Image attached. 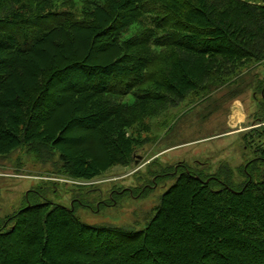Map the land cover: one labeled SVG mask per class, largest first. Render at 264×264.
I'll list each match as a JSON object with an SVG mask.
<instances>
[{
  "label": "trees",
  "instance_id": "obj_1",
  "mask_svg": "<svg viewBox=\"0 0 264 264\" xmlns=\"http://www.w3.org/2000/svg\"><path fill=\"white\" fill-rule=\"evenodd\" d=\"M253 62L264 0H0V156L56 152L81 180L129 165L150 118ZM242 138L236 167L158 173L173 182L142 229L21 206L0 221V264H264V124Z\"/></svg>",
  "mask_w": 264,
  "mask_h": 264
},
{
  "label": "rangeland",
  "instance_id": "obj_2",
  "mask_svg": "<svg viewBox=\"0 0 264 264\" xmlns=\"http://www.w3.org/2000/svg\"><path fill=\"white\" fill-rule=\"evenodd\" d=\"M70 76L79 74L72 71ZM262 86L264 62H253L210 90L189 94L149 119V131L142 133L148 139L135 148L131 164L113 166L88 180L63 174L56 152L38 159L18 148L0 156V221L25 204L50 200L74 208L88 224L144 228L173 182L172 176L158 173L185 164L211 174L223 161L236 167L248 158L246 152L253 155L243 148L242 134L264 124L259 122L264 117ZM55 241L63 242L58 236Z\"/></svg>",
  "mask_w": 264,
  "mask_h": 264
}]
</instances>
